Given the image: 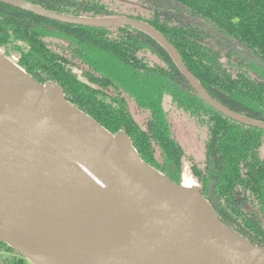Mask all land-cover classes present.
Wrapping results in <instances>:
<instances>
[{
  "label": "trees",
  "instance_id": "obj_1",
  "mask_svg": "<svg viewBox=\"0 0 264 264\" xmlns=\"http://www.w3.org/2000/svg\"><path fill=\"white\" fill-rule=\"evenodd\" d=\"M23 1L64 16L148 24L213 100L264 122V71L232 45L264 66V0H168L171 8L148 0ZM0 49L6 57L16 52V64L29 76L56 83L67 101L109 133L124 131L143 162L180 185L186 156L163 108L169 97L174 110L207 130L204 159H188L201 194L224 224L264 247V130L207 104L152 36L131 26L58 22L0 3ZM130 103L146 114L144 127ZM0 264L32 263L0 241Z\"/></svg>",
  "mask_w": 264,
  "mask_h": 264
},
{
  "label": "water",
  "instance_id": "obj_2",
  "mask_svg": "<svg viewBox=\"0 0 264 264\" xmlns=\"http://www.w3.org/2000/svg\"><path fill=\"white\" fill-rule=\"evenodd\" d=\"M148 1L171 8L168 0ZM0 3L63 23L137 28L163 46L207 104L264 130V122L213 100L144 22L64 16L23 0ZM209 196L215 203L213 184ZM0 241L32 264H264V247L224 224L198 186L170 181L139 158L124 131L109 133L56 83H39L1 51Z\"/></svg>",
  "mask_w": 264,
  "mask_h": 264
},
{
  "label": "rangeland",
  "instance_id": "obj_3",
  "mask_svg": "<svg viewBox=\"0 0 264 264\" xmlns=\"http://www.w3.org/2000/svg\"><path fill=\"white\" fill-rule=\"evenodd\" d=\"M17 45L24 46L22 43H17ZM0 51L3 53L1 49ZM8 58L14 63H17V58H19V55L16 52L11 51V56ZM129 107L134 118L142 127H144L146 114L137 111L132 103L129 104ZM163 108L168 113L167 116L171 123L174 136L178 140L179 144L183 147L184 154L186 156V158H184L182 161V182L191 181L189 183L193 182L194 185L197 186L196 182L191 176L190 162L188 159L192 158L193 162L198 164L204 159L205 145L206 140L208 139L207 130L206 128H197L192 119L174 110L170 106V99L167 96L163 98ZM262 157L264 158V151H262Z\"/></svg>",
  "mask_w": 264,
  "mask_h": 264
},
{
  "label": "bare ground",
  "instance_id": "obj_4",
  "mask_svg": "<svg viewBox=\"0 0 264 264\" xmlns=\"http://www.w3.org/2000/svg\"><path fill=\"white\" fill-rule=\"evenodd\" d=\"M102 24H108L109 22H107V21H103V22H101ZM195 85H196V83H195ZM197 86V85H196ZM184 182V181H183ZM182 182V185L184 186V187H186V188H192V187H194L195 185H194V183L192 184V183H189V182H191V181H189V182H184L183 183ZM194 185V186H193Z\"/></svg>",
  "mask_w": 264,
  "mask_h": 264
},
{
  "label": "flooded vegetation",
  "instance_id": "obj_5",
  "mask_svg": "<svg viewBox=\"0 0 264 264\" xmlns=\"http://www.w3.org/2000/svg\"><path fill=\"white\" fill-rule=\"evenodd\" d=\"M195 83H196L197 87H199V88H200L199 84H198L197 82H195ZM200 89H201V88H200Z\"/></svg>",
  "mask_w": 264,
  "mask_h": 264
}]
</instances>
